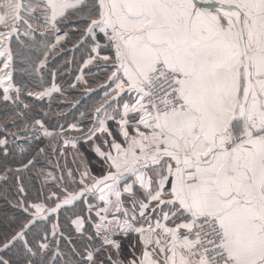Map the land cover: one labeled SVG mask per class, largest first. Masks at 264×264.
Instances as JSON below:
<instances>
[{
    "label": "snow or ice",
    "instance_id": "6c2138e0",
    "mask_svg": "<svg viewBox=\"0 0 264 264\" xmlns=\"http://www.w3.org/2000/svg\"><path fill=\"white\" fill-rule=\"evenodd\" d=\"M0 200V264H264V0H0Z\"/></svg>",
    "mask_w": 264,
    "mask_h": 264
},
{
    "label": "trees",
    "instance_id": "16d2710c",
    "mask_svg": "<svg viewBox=\"0 0 264 264\" xmlns=\"http://www.w3.org/2000/svg\"><path fill=\"white\" fill-rule=\"evenodd\" d=\"M73 56H75L77 59L79 58V52H76V53H73V52H67L65 53L64 55L58 57L56 59V61L53 62V66H59V65H62L63 62L66 60V59H71ZM65 67H69V66H65ZM75 72V65H72L69 67V73H74ZM70 74L69 75H65L64 77H60L59 79H69L71 78L70 77ZM70 99H81V97L79 96V94H75L73 97H70ZM86 98H83L81 99V105L79 107V110L80 111H83L84 110V106H86V103H85V100ZM25 101L28 102V103H37L39 104L40 102L39 101H33L32 98H25ZM46 103V102H45ZM87 107V106H86ZM73 115H78V113L74 110L73 111ZM69 119H71V117H69ZM4 206V202L2 200H0V207H3Z\"/></svg>",
    "mask_w": 264,
    "mask_h": 264
},
{
    "label": "crops",
    "instance_id": "0c3cea01",
    "mask_svg": "<svg viewBox=\"0 0 264 264\" xmlns=\"http://www.w3.org/2000/svg\"><path fill=\"white\" fill-rule=\"evenodd\" d=\"M20 76H21V74L17 73V77L20 78ZM23 79L25 82L29 83L30 86H34V83L32 81H30L28 77L24 76ZM98 97H99L98 93L93 94L91 97H86V99H85L86 100L85 101L86 106L88 107V106L92 105L93 103H95V101L98 99ZM86 106H84V107L86 108Z\"/></svg>",
    "mask_w": 264,
    "mask_h": 264
},
{
    "label": "water",
    "instance_id": "95a60500",
    "mask_svg": "<svg viewBox=\"0 0 264 264\" xmlns=\"http://www.w3.org/2000/svg\"><path fill=\"white\" fill-rule=\"evenodd\" d=\"M202 6H204V7H210L211 5H209V4H204V5H202Z\"/></svg>",
    "mask_w": 264,
    "mask_h": 264
}]
</instances>
